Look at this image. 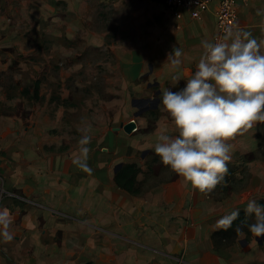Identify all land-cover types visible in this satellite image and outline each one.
Returning <instances> with one entry per match:
<instances>
[{"label": "crops", "instance_id": "obj_1", "mask_svg": "<svg viewBox=\"0 0 264 264\" xmlns=\"http://www.w3.org/2000/svg\"><path fill=\"white\" fill-rule=\"evenodd\" d=\"M214 8L197 20L177 19L165 5L159 11L173 20L171 31L182 34L189 54H199L201 42L218 32ZM262 20L264 0L241 2L237 27L259 39ZM127 56L123 107L99 109L86 125L90 171L73 163L84 118L79 127L69 125L75 133L63 131L68 125L56 132L39 119L30 126L18 117L0 122V207L9 210L13 233L9 241L0 239V264H264V242L249 230L217 243L214 234L223 228L215 226L221 215L210 194L194 189L155 153L160 130L176 134L160 112L162 69L151 62L146 67L133 52ZM131 121L136 127L127 132ZM130 164L139 170L136 193L116 180Z\"/></svg>", "mask_w": 264, "mask_h": 264}, {"label": "rangeland", "instance_id": "obj_2", "mask_svg": "<svg viewBox=\"0 0 264 264\" xmlns=\"http://www.w3.org/2000/svg\"><path fill=\"white\" fill-rule=\"evenodd\" d=\"M163 4L159 0H0V122L18 117L30 126L39 119L56 132L68 125L63 131L75 133L69 125L79 127L85 119L86 126L95 112L107 113L113 104L123 107L130 52L146 67L151 62L162 69L165 88H182L203 51L189 54L182 34L174 37L173 20L159 11ZM174 46L183 47L178 67L166 61ZM173 75L180 77L178 82ZM160 112L169 117L162 104ZM229 142L232 158L224 181L202 192L210 194L213 210L221 216L233 208L241 212L249 199L264 204V122L239 129ZM162 175L169 179L171 173ZM251 222L248 217L247 223ZM259 237L264 242V234Z\"/></svg>", "mask_w": 264, "mask_h": 264}, {"label": "clouds", "instance_id": "obj_3", "mask_svg": "<svg viewBox=\"0 0 264 264\" xmlns=\"http://www.w3.org/2000/svg\"><path fill=\"white\" fill-rule=\"evenodd\" d=\"M264 32V20L261 21ZM203 52L196 70L186 84L176 91L164 88L160 103L171 118L176 134L160 130L154 151L161 162L183 177L194 189L212 191L224 181L231 160L229 142L241 128H252L264 122V36L257 39L242 27L226 26L223 34L214 40H203ZM182 50L174 46L167 62L182 64ZM179 81L178 75H173ZM78 141V154L73 163L91 170L87 164L89 152L88 128ZM248 230L255 236L264 234V204L249 199L244 208ZM240 214L233 208L215 221L217 228L233 226ZM248 217L253 222L247 223ZM11 216L6 207H0V239L9 241ZM239 233L243 228L235 226Z\"/></svg>", "mask_w": 264, "mask_h": 264}, {"label": "built area", "instance_id": "obj_4", "mask_svg": "<svg viewBox=\"0 0 264 264\" xmlns=\"http://www.w3.org/2000/svg\"><path fill=\"white\" fill-rule=\"evenodd\" d=\"M177 19L189 16L193 19H202L215 4L214 16L216 19L217 37L223 34L226 26L237 27L239 10L242 4L249 0H161ZM3 189L0 188L2 195Z\"/></svg>", "mask_w": 264, "mask_h": 264}, {"label": "trees", "instance_id": "obj_5", "mask_svg": "<svg viewBox=\"0 0 264 264\" xmlns=\"http://www.w3.org/2000/svg\"><path fill=\"white\" fill-rule=\"evenodd\" d=\"M161 1V0H159ZM139 170L137 168V166H135L134 164H130V165H126L123 166V168H121L119 170V172L117 173V183L119 184V186H121L122 188L132 192V193H136V180H137V174H138ZM245 219V212L244 210H242L238 216V218L233 221V226L229 227L228 229H222L218 232H215L214 234V239L217 240V243H231L233 242L238 236H240L242 233L247 232V229H245L244 225L246 223H242V221H244ZM248 221V220H247ZM239 224L241 226V228H243L242 232H237L235 230V226ZM219 243V244H220Z\"/></svg>", "mask_w": 264, "mask_h": 264}, {"label": "water", "instance_id": "obj_6", "mask_svg": "<svg viewBox=\"0 0 264 264\" xmlns=\"http://www.w3.org/2000/svg\"><path fill=\"white\" fill-rule=\"evenodd\" d=\"M159 102V100H156L155 101V105L157 104ZM155 108V107H154ZM148 108H146V110H147ZM145 109H140V111L137 113V116L138 115H140L143 111H144ZM136 127V123H135V121H131V122H129L128 124H126L125 126H124V130L125 131H127V132H132L133 131V129Z\"/></svg>", "mask_w": 264, "mask_h": 264}]
</instances>
